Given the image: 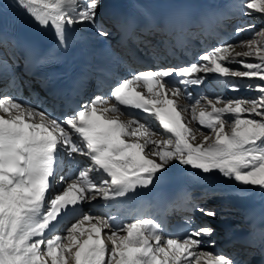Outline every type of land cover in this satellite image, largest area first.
Segmentation results:
<instances>
[{
    "label": "snow or ice",
    "instance_id": "snow-or-ice-1",
    "mask_svg": "<svg viewBox=\"0 0 264 264\" xmlns=\"http://www.w3.org/2000/svg\"><path fill=\"white\" fill-rule=\"evenodd\" d=\"M16 3L39 26L51 27L61 48L68 47L67 34L77 24H89L105 38L110 28L128 39L140 35L137 20L126 14H114L110 27L100 22L104 0ZM239 7L245 16L264 15V0H243ZM255 28L237 26L238 37L245 32L252 35L235 43L222 41L188 66L130 67L107 97L95 95L61 115L55 111V93L51 112L7 93L0 95V264H248L231 254L203 250L204 238H211L215 229L197 225L192 217L186 219L191 231L167 238L154 218L122 223L111 216L83 213L74 215L63 229L57 225L84 203L98 198L107 203L149 188L177 163L198 170L197 179L209 181L218 174L239 186L220 189L224 194L246 197L250 188H259L264 195V27ZM150 47L153 60L166 58L158 46ZM164 52L173 54L167 48ZM0 66L5 87H20L13 67L2 59ZM200 73L255 79L258 82L228 87L233 91L244 87L258 95L204 96L181 104L180 98H191V93L176 85H200L204 82ZM47 86V81L41 83ZM121 106L148 116L130 114L131 119H121ZM189 111L190 119L185 115ZM153 120L167 138H154L158 132ZM193 121L199 128L191 126ZM200 128L210 131L205 134ZM77 155L89 163L78 167L68 182L57 161L62 157L71 165ZM182 195L190 198L187 192ZM207 198L205 193L203 199ZM194 207L205 216L218 215L215 209ZM54 230L63 234L49 235ZM260 231L264 233V227Z\"/></svg>",
    "mask_w": 264,
    "mask_h": 264
},
{
    "label": "bare ground",
    "instance_id": "bare-ground-1",
    "mask_svg": "<svg viewBox=\"0 0 264 264\" xmlns=\"http://www.w3.org/2000/svg\"><path fill=\"white\" fill-rule=\"evenodd\" d=\"M134 1H140V0H134ZM206 1H209V0H206ZM214 1H216V0H214ZM253 14L257 15L258 17H260L264 21V15H261L259 13H253ZM262 24H264V23H262ZM260 26L264 27V25H260ZM260 28H262V27H260ZM236 50L237 51H243L244 49L237 48ZM249 59H251V58H249ZM240 66H236V67H233V68L234 69H242L243 67H240ZM204 79L206 81H208L209 83H211L212 85L217 84L219 87L221 85L222 86H226L227 85V88L224 89V92H225V94L228 97H231V95L234 94L233 99H235V96H239V95H242V94L246 93L245 92V90H246L245 88L240 89L239 91H233V90H231L230 87H228V85L230 83H234L233 82V78H227L226 79V78H223V77H219L217 74L208 73L206 76H204ZM242 79H243L242 81H243L244 84L258 82L255 79H253V80H249L248 78H242ZM185 115H186V117L188 119H190V115H191L190 111L188 113H186ZM191 126L193 128H197L196 127V122L194 123V121H193ZM155 131H157V130H155ZM200 131H202V130L200 129ZM204 133L208 134L209 131L208 132H204ZM154 138L155 139H163V138H166V137H165V135H163L162 131H159L158 135L156 137H154ZM199 139H201V136H200L199 132H197V140H199ZM181 170L198 171V170L192 169V168L187 167V166L179 165L177 163L174 166H172L171 168H169L167 173L178 172V171H181ZM207 182L215 190V192H214L215 194H214L213 197H211V200H213V203H209V206H207V204L205 203L203 207H207L209 209L214 208L216 211L222 210L221 212L223 214L227 215V216H229V215L230 216L238 215L241 212V209H240L241 205L244 204L248 200L249 201L254 200V199H256L258 201L260 200V196L258 194L260 192L259 188H250L248 190V193H247L246 197H242L241 195H237V194H224V193H222L220 191V189H223V188L236 189L239 186L236 185L235 183H233L232 181L223 180L221 177H219L218 174H217V176H215L214 178H212L211 180H209ZM103 202H104L103 200H101L100 202H96L95 205H93L92 207H89V208L85 209V213H88V214L93 215V216H98V215L101 216L102 211H101V209H97L96 206L98 204H100V208H101L102 205H103L102 204ZM60 234L62 235L63 232L61 231ZM206 251H212V250L211 249H207ZM226 253H227V251H226Z\"/></svg>",
    "mask_w": 264,
    "mask_h": 264
},
{
    "label": "rangeland",
    "instance_id": "rangeland-1",
    "mask_svg": "<svg viewBox=\"0 0 264 264\" xmlns=\"http://www.w3.org/2000/svg\"><path fill=\"white\" fill-rule=\"evenodd\" d=\"M261 25H263L262 23H261ZM260 27H262V26H260ZM254 62V61H253ZM234 65V66H233ZM230 66H232V67H236V66H240V65H238V64H232V65H230ZM240 67H242V66H240ZM239 70H242V69H239ZM249 92H251L250 90L248 91V94L246 93V94H244V95H247L248 96V98L249 99H251V95H250V93ZM254 97H256V96H254ZM253 97V98H254ZM248 98H246V99H248Z\"/></svg>",
    "mask_w": 264,
    "mask_h": 264
}]
</instances>
